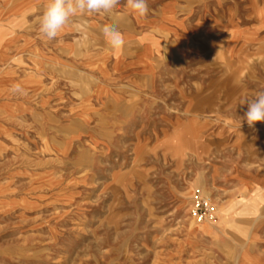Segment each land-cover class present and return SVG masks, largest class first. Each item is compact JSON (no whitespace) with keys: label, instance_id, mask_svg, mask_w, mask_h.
I'll list each match as a JSON object with an SVG mask.
<instances>
[{"label":"rangeland","instance_id":"obj_1","mask_svg":"<svg viewBox=\"0 0 264 264\" xmlns=\"http://www.w3.org/2000/svg\"><path fill=\"white\" fill-rule=\"evenodd\" d=\"M168 1L180 23L159 14ZM147 2L49 41L47 0H0V31L30 42L0 58L24 89L0 112V264H264V122H241L264 90V8ZM198 196L210 221L191 216Z\"/></svg>","mask_w":264,"mask_h":264},{"label":"clouds","instance_id":"obj_2","mask_svg":"<svg viewBox=\"0 0 264 264\" xmlns=\"http://www.w3.org/2000/svg\"><path fill=\"white\" fill-rule=\"evenodd\" d=\"M125 7L130 13L139 18H144L149 13L147 0H124ZM122 0H47L45 10L39 19V32L43 38L51 41L56 39L61 30L78 15L104 14L108 17H116L117 10ZM104 37L115 51H119L125 44L124 35L113 24L105 25ZM13 93H24L20 83L11 86ZM247 104L241 122L246 121L250 128H254L256 122H264V90L258 91L251 99L242 102Z\"/></svg>","mask_w":264,"mask_h":264},{"label":"crops","instance_id":"obj_3","mask_svg":"<svg viewBox=\"0 0 264 264\" xmlns=\"http://www.w3.org/2000/svg\"><path fill=\"white\" fill-rule=\"evenodd\" d=\"M249 1H250L249 6H250V9L252 10L253 13L255 12L256 8H258V9L264 8V4H262V3L256 4L255 1H253V0H249ZM165 6H167V12L166 13H168V17H169L170 21L167 20V22L164 21V23H167V24H169L170 22L180 23L179 22L180 19L175 17L177 7L173 1H168L163 6H161L159 14H161V12ZM161 15H160V18H161ZM172 25H174V24H172ZM170 26H171V24H170ZM229 27H230V29L238 32L240 34V38H243L244 36H246V35H242V32L244 31V29L241 26H238L237 24L231 22V23H229ZM0 38H1L0 39V58L5 60L4 63L6 62L8 64V67H9V64H11L17 57L15 55L14 47L17 45V47H22L24 50L25 46L29 45V43H30V42H27L28 40L24 39V38L22 39V42H21L20 41L21 39H16L14 33L9 32V31H7V32L0 31ZM2 79L7 81L8 87L7 86L4 87L3 85L0 84V112L7 114L8 113L7 111L13 109L14 104H15V100H13L14 98L10 97V94L12 93L11 86L16 82V80L13 79L12 77L10 78L9 76L4 78V77H1V75H0V81H2ZM22 85L24 87L27 86V88L29 87L28 83L27 84L22 83ZM249 261H250V258H247V259H244L242 262H243V264L244 263L250 264Z\"/></svg>","mask_w":264,"mask_h":264},{"label":"built area","instance_id":"obj_4","mask_svg":"<svg viewBox=\"0 0 264 264\" xmlns=\"http://www.w3.org/2000/svg\"><path fill=\"white\" fill-rule=\"evenodd\" d=\"M214 205L211 198L205 196H198L193 202L191 209V216L195 218L197 222H203L211 220L214 216Z\"/></svg>","mask_w":264,"mask_h":264},{"label":"bare ground","instance_id":"obj_5","mask_svg":"<svg viewBox=\"0 0 264 264\" xmlns=\"http://www.w3.org/2000/svg\"><path fill=\"white\" fill-rule=\"evenodd\" d=\"M207 221H210V220H207Z\"/></svg>","mask_w":264,"mask_h":264}]
</instances>
